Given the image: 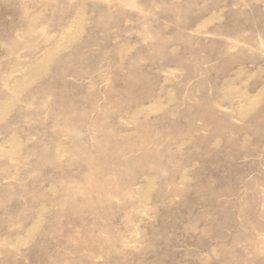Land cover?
Instances as JSON below:
<instances>
[{"label":"rangeland","instance_id":"374dc122","mask_svg":"<svg viewBox=\"0 0 264 264\" xmlns=\"http://www.w3.org/2000/svg\"><path fill=\"white\" fill-rule=\"evenodd\" d=\"M0 264H264V0H0Z\"/></svg>","mask_w":264,"mask_h":264}]
</instances>
